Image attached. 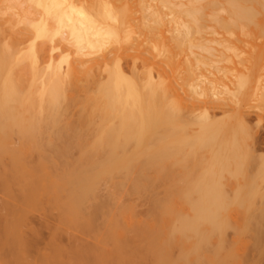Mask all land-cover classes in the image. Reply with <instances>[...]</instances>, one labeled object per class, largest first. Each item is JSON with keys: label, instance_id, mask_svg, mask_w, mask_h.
<instances>
[{"label": "bare ground", "instance_id": "1", "mask_svg": "<svg viewBox=\"0 0 264 264\" xmlns=\"http://www.w3.org/2000/svg\"><path fill=\"white\" fill-rule=\"evenodd\" d=\"M260 41L264 0H0V264H230Z\"/></svg>", "mask_w": 264, "mask_h": 264}, {"label": "rangeland", "instance_id": "2", "mask_svg": "<svg viewBox=\"0 0 264 264\" xmlns=\"http://www.w3.org/2000/svg\"><path fill=\"white\" fill-rule=\"evenodd\" d=\"M250 47L251 46L245 47V51ZM256 48L264 50V44L260 41ZM258 66L261 68V77L264 79V59L258 61ZM249 116V123L250 127H252L254 136L256 138H263L264 112L253 108ZM220 117L221 116H219V118ZM251 144L252 140L247 137H244L240 142L242 148L240 160L244 163V172L239 178V184L241 183L240 185L244 187H247L251 182L253 183L259 171V162L254 160L249 152ZM261 154L264 156V149L261 151ZM1 191L2 189H0V198L3 197ZM245 197L246 202L243 205L231 207L226 213L227 225L225 228V235L227 239L223 251L224 253L233 252V256L228 260L230 264H264V179L257 181L250 189L247 187L245 190ZM120 202L133 205L136 215H140L141 218L147 215L151 203L150 199L146 196L139 197V195L122 198ZM46 214L41 211H32L29 215L31 218V227H34L36 230L39 229V240L41 241L39 246L41 249H44L50 242L51 234L56 226V213ZM45 221L48 223L46 224ZM238 233L242 234L243 238L237 242ZM76 235L83 238V235L79 233ZM63 238H65V236L61 238L62 244L70 246L72 242L66 240V238L62 240ZM36 255L37 254L34 252L31 253L32 257H36ZM4 257L6 256L4 255Z\"/></svg>", "mask_w": 264, "mask_h": 264}]
</instances>
